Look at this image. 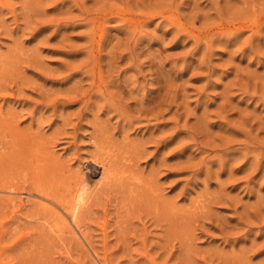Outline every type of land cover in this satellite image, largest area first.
<instances>
[{
  "label": "rangeland",
  "instance_id": "374dc122",
  "mask_svg": "<svg viewBox=\"0 0 264 264\" xmlns=\"http://www.w3.org/2000/svg\"><path fill=\"white\" fill-rule=\"evenodd\" d=\"M0 264H264V0H0Z\"/></svg>",
  "mask_w": 264,
  "mask_h": 264
},
{
  "label": "bare ground",
  "instance_id": "6f19581e",
  "mask_svg": "<svg viewBox=\"0 0 264 264\" xmlns=\"http://www.w3.org/2000/svg\"><path fill=\"white\" fill-rule=\"evenodd\" d=\"M100 131V130H99ZM100 162V161H99ZM103 166V174L106 175L107 168H105V163L102 162ZM103 179V178H102ZM103 182L101 181H94L93 178L89 177L87 173L82 174L80 176L76 183L74 184L73 188L69 187L68 188V195H69V200L67 201L66 204H62L61 209L63 210L64 214L62 213V219L66 221V225L69 229V231H73V225L77 228L80 229L79 226V216L84 208L85 205H87L91 198L93 197L96 189L98 188L99 185H101ZM42 197V196H41ZM55 197V195H54ZM60 198V197H58ZM61 212V211H60ZM70 221H72V224H70Z\"/></svg>",
  "mask_w": 264,
  "mask_h": 264
}]
</instances>
